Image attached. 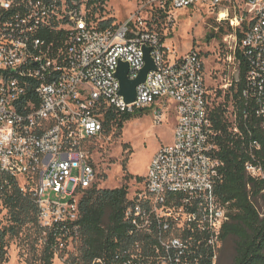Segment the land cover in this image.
<instances>
[{
	"label": "built area",
	"instance_id": "2783aa9c",
	"mask_svg": "<svg viewBox=\"0 0 264 264\" xmlns=\"http://www.w3.org/2000/svg\"><path fill=\"white\" fill-rule=\"evenodd\" d=\"M197 3L225 15L235 44V82L237 48L246 64L242 115L253 116L264 132V0H141L121 22L103 16L106 1L0 0V175L35 206L37 247L49 264H216L231 210L215 192L223 162L213 141L204 62L200 52L178 55L166 43L171 11ZM153 7L168 9L167 31L153 24L147 12ZM145 48L154 70L136 87L134 102L125 104L118 65L128 64L127 78L136 79ZM169 104L172 143L154 154L144 186L128 197L118 247L104 258L80 256L79 202L96 182L85 144L102 133L100 112L149 110L158 124ZM247 148L258 152L260 144L251 140ZM244 170L264 180L257 162H246ZM5 214L0 264H11ZM14 264L27 263L15 258Z\"/></svg>",
	"mask_w": 264,
	"mask_h": 264
},
{
	"label": "trees",
	"instance_id": "16d2710c",
	"mask_svg": "<svg viewBox=\"0 0 264 264\" xmlns=\"http://www.w3.org/2000/svg\"><path fill=\"white\" fill-rule=\"evenodd\" d=\"M100 1L104 3L106 0ZM167 15L168 9L152 12V22L159 30ZM241 38L242 34L238 32V43ZM235 57L239 61V80L231 84L227 99L233 105L238 134L233 132L234 125L228 119L230 114L223 106H213L209 111L215 133L213 141L218 149L216 156L223 162L221 181L216 185L215 192L218 200L228 203L231 210L221 240L222 244L230 238L235 240L233 264H264V217H260L254 205V200L264 188V182L248 177L244 170V164L248 161L257 162L264 169V132L253 116L243 118L244 105L240 94L244 87L246 64L239 48L235 51ZM134 113H116L110 107L100 112L102 133H109L112 128L121 130ZM251 140L260 144L258 152L248 151L247 143ZM0 199L6 211L2 221L3 237L17 238L26 225L35 224L36 209L28 195L20 192L16 182L2 175ZM129 203L126 186L109 190L93 185L84 191L79 202L82 225V237L78 244L80 256L92 260L104 258L116 250L126 230L122 218ZM41 260L49 264L45 252ZM202 264L211 263L203 260Z\"/></svg>",
	"mask_w": 264,
	"mask_h": 264
},
{
	"label": "rangeland",
	"instance_id": "374dc122",
	"mask_svg": "<svg viewBox=\"0 0 264 264\" xmlns=\"http://www.w3.org/2000/svg\"><path fill=\"white\" fill-rule=\"evenodd\" d=\"M140 5L141 0H106L103 16L121 22ZM152 9L155 10V7ZM147 12L153 11L148 9ZM169 18L173 20L169 31L164 29L165 23L160 27L168 33L167 45L178 55L191 50L200 52L209 90V105L223 106L228 110L230 120L233 105L227 99V86L238 79V66L232 57L235 49L232 30L220 15L200 3L171 11ZM174 126V106L169 104L161 123L154 122L152 111H137L121 130L112 128L109 133L89 140L85 148L95 164L94 185L98 189L109 190L126 186L128 197H132L137 189L144 186L154 154L160 147L172 143ZM254 205L260 217H264V188L254 200ZM5 212L0 199V216ZM8 244L11 264L15 263V258L27 264L41 263L34 224L26 225L17 238L8 239ZM234 256L235 240L230 238L222 244L216 264H233Z\"/></svg>",
	"mask_w": 264,
	"mask_h": 264
},
{
	"label": "water",
	"instance_id": "95a60500",
	"mask_svg": "<svg viewBox=\"0 0 264 264\" xmlns=\"http://www.w3.org/2000/svg\"><path fill=\"white\" fill-rule=\"evenodd\" d=\"M150 50L145 48L144 53V67L139 72V75L134 80L127 78L128 64L120 63L116 71V78L119 81V95L123 97L125 104H131L135 100L136 87L143 84L149 72L154 70V64L149 56Z\"/></svg>",
	"mask_w": 264,
	"mask_h": 264
},
{
	"label": "bare ground",
	"instance_id": "6f19581e",
	"mask_svg": "<svg viewBox=\"0 0 264 264\" xmlns=\"http://www.w3.org/2000/svg\"><path fill=\"white\" fill-rule=\"evenodd\" d=\"M224 17H225V15H224V14H221V15H220V18H224Z\"/></svg>",
	"mask_w": 264,
	"mask_h": 264
}]
</instances>
